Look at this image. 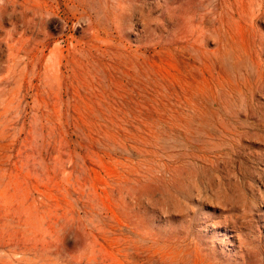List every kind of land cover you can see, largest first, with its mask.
<instances>
[{"label": "rangeland", "instance_id": "374dc122", "mask_svg": "<svg viewBox=\"0 0 264 264\" xmlns=\"http://www.w3.org/2000/svg\"><path fill=\"white\" fill-rule=\"evenodd\" d=\"M0 264H264V0H0Z\"/></svg>", "mask_w": 264, "mask_h": 264}, {"label": "bare ground", "instance_id": "6f19581e", "mask_svg": "<svg viewBox=\"0 0 264 264\" xmlns=\"http://www.w3.org/2000/svg\"><path fill=\"white\" fill-rule=\"evenodd\" d=\"M170 70H172V69H170ZM165 71H166V70H165ZM165 71H164V72H165ZM165 73H166V72H165ZM166 74H167V73H166ZM168 75H169V74H168Z\"/></svg>", "mask_w": 264, "mask_h": 264}]
</instances>
